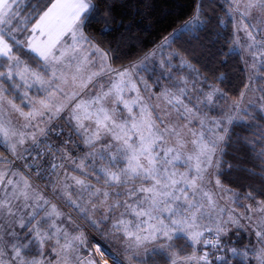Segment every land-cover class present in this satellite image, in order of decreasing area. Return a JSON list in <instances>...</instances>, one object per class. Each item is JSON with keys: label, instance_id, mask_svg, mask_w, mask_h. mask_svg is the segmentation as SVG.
<instances>
[{"label": "snow or ice", "instance_id": "snow-or-ice-1", "mask_svg": "<svg viewBox=\"0 0 264 264\" xmlns=\"http://www.w3.org/2000/svg\"><path fill=\"white\" fill-rule=\"evenodd\" d=\"M194 3L131 58L88 32L132 31L112 0H0V264H264V171L220 179L235 145L264 170V0ZM209 32L237 98L182 55Z\"/></svg>", "mask_w": 264, "mask_h": 264}, {"label": "trees", "instance_id": "trees-1", "mask_svg": "<svg viewBox=\"0 0 264 264\" xmlns=\"http://www.w3.org/2000/svg\"><path fill=\"white\" fill-rule=\"evenodd\" d=\"M112 2L115 4L113 15L116 21L122 20L125 25L130 21L133 22L132 31L126 33V29L121 27L118 31L101 36L96 31V26H94L89 28L88 32L94 35L98 42H102L105 47L109 44L115 46L121 41L122 34H125L120 46L132 53L131 58L141 54L138 51L139 49L151 48L153 42H159L162 36L167 35L180 22L190 16L195 6L194 0H112ZM205 4L206 10L211 12V9L207 8V0H205ZM217 14L223 16V11L218 9ZM214 26L215 21L208 27L212 28ZM227 31L231 32V25L228 26ZM128 36L136 38L133 41L135 43L134 48L129 47ZM201 36L204 46L200 42L194 41L193 45L187 47L194 48L195 52L182 53V55H185L202 75L208 77L209 83L223 90L230 98H237L239 93L244 90L249 73L242 70L243 65L239 57H227V63L221 64V60L226 57L213 55L216 49L225 43L223 40H221L220 44L213 47L211 45V32H209L208 38H204V33H201ZM193 55L197 56L198 60L192 59ZM121 62L126 63L127 61H118L116 63L119 64ZM221 75L225 79H218ZM236 132L241 133L243 136L250 137L252 135L243 128H236ZM256 147L260 148L264 147V145H257ZM227 151L229 154L223 158L225 161L223 167L227 169L229 165H233V168L231 172L226 171L225 175L220 177L222 183L241 193L251 190L248 187L249 185L261 186V177L243 171V168L252 169L253 172L264 171L259 167L261 161L253 159L250 149L240 144L228 148ZM177 243L183 242L178 241ZM188 251H191V249H188Z\"/></svg>", "mask_w": 264, "mask_h": 264}, {"label": "rangeland", "instance_id": "rangeland-1", "mask_svg": "<svg viewBox=\"0 0 264 264\" xmlns=\"http://www.w3.org/2000/svg\"><path fill=\"white\" fill-rule=\"evenodd\" d=\"M249 75H250V73H249ZM149 83H151V81L149 80ZM257 83L259 84V83H264V81H257ZM215 87H217V86H215ZM25 110H27V109H25ZM247 202V201H246ZM238 211H244V209H242V208H238L237 209ZM95 245H93V247H94Z\"/></svg>", "mask_w": 264, "mask_h": 264}]
</instances>
